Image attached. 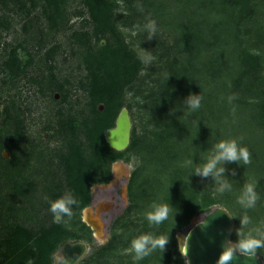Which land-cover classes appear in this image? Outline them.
I'll return each mask as SVG.
<instances>
[{
  "label": "trees",
  "instance_id": "16d2710c",
  "mask_svg": "<svg viewBox=\"0 0 264 264\" xmlns=\"http://www.w3.org/2000/svg\"><path fill=\"white\" fill-rule=\"evenodd\" d=\"M190 94L201 97L198 109L185 104ZM39 102L42 126L28 143ZM0 107V264H53L64 244H93L81 213L119 161L134 167L129 204L79 264H185L176 235L215 206L233 218L232 242L238 231L264 240V0H0ZM122 109L132 129L115 151L104 134ZM227 140L251 162L195 175ZM65 195L78 203L56 223L50 202ZM153 204L170 206L160 224L147 220ZM145 234L169 240L135 260L131 242ZM257 256L264 262V248Z\"/></svg>",
  "mask_w": 264,
  "mask_h": 264
},
{
  "label": "water",
  "instance_id": "95a60500",
  "mask_svg": "<svg viewBox=\"0 0 264 264\" xmlns=\"http://www.w3.org/2000/svg\"><path fill=\"white\" fill-rule=\"evenodd\" d=\"M104 42L101 45L104 46ZM103 108L100 107V110ZM132 124L127 109L119 113L115 126L104 134L108 146L115 151L125 150L130 141ZM111 180L107 184H99L91 187V195L95 190H109L116 188L123 179L126 181L121 187L120 198L125 205H128L127 184L130 178L128 165L122 161L116 162L111 168ZM112 204L98 203L90 204L81 213L82 221L93 232L94 239L106 244L109 234L106 233V224L102 215L106 213ZM56 223L60 220L55 218ZM234 229V221L230 213L221 206H215L212 211L203 217L193 218L188 230L176 235L178 249L189 264H217L218 256L223 250L226 242L231 241ZM232 242V241H231ZM234 243V242H233ZM87 246L83 242L66 243L62 246L61 252L65 258L61 264H78L85 256ZM185 255H187L185 257ZM230 264H264L259 256L247 257L237 252Z\"/></svg>",
  "mask_w": 264,
  "mask_h": 264
},
{
  "label": "clouds",
  "instance_id": "9594fccd",
  "mask_svg": "<svg viewBox=\"0 0 264 264\" xmlns=\"http://www.w3.org/2000/svg\"><path fill=\"white\" fill-rule=\"evenodd\" d=\"M146 27L150 33H155V21H150ZM200 100L201 97L199 95L190 94L186 98L185 104L188 108L195 110L200 107ZM238 161H242L244 164H249L251 162L248 149L238 146L235 140L220 141L215 145L214 155L202 166L197 167L194 174L201 177L214 176V178H218L224 172L222 167H217L218 164ZM253 187L252 184H249L245 189L248 198V206H252L257 199ZM218 191L222 192L223 189H219ZM77 203V200L72 198L71 195H65L50 202L49 210L54 218L58 220H62L64 216L70 219L73 215L71 206ZM241 203H243V201H241ZM152 209V211L147 213V220L150 223L160 224L168 218L170 212V206L168 204H153ZM247 222V218L242 221L244 224ZM237 236L240 238L235 243L228 241L223 246V250L218 256L217 264H230L237 252L247 257H255L257 255V249L264 248V240L256 239L251 235L245 237L243 233L239 231L237 232ZM168 240V238H157L151 234L141 235L133 239L131 242V249L135 253L134 259H143L156 248L164 249ZM186 256L187 255H185V257ZM185 264H189L187 259L185 260Z\"/></svg>",
  "mask_w": 264,
  "mask_h": 264
},
{
  "label": "rangeland",
  "instance_id": "374dc122",
  "mask_svg": "<svg viewBox=\"0 0 264 264\" xmlns=\"http://www.w3.org/2000/svg\"><path fill=\"white\" fill-rule=\"evenodd\" d=\"M80 17H76V18H73L72 19V22L74 25L76 26H80ZM16 33L17 35H19V31H20V25H16ZM13 34L7 36V37H4V41L6 43H10V41L12 40L13 38ZM67 56V57H66ZM68 53L64 55V57H66V59L68 58ZM59 61V67L62 69V75L60 77H64L65 74H66V65H62V57H60L58 59ZM18 89H19V92H20V95L22 97V100H24L27 96H30L28 93L29 91L27 90V88L25 87L24 88V84L21 83L19 86H18ZM14 92V91H13ZM13 92H11V95L13 94ZM55 96V99L56 100H59L60 97L58 96V94H54ZM44 104L45 102H39L37 103V105L35 106H32V113H31V116L28 118L27 120V142L29 143L30 141L32 140H35L37 138V134L39 133V129L41 128L42 124L39 122V117L40 115L43 114V111H44ZM2 107H0V111H1ZM41 120V119H40ZM42 140L44 143H46L45 145H49L50 147L53 145V141L51 139V135L49 133H45L42 135ZM4 156L6 158L9 157L8 153L7 152H4ZM128 165V169L129 171L131 172L133 170V165L132 164H127ZM126 183L125 180H121L118 184V186L114 189H111V193H113V195L115 196L116 198V204H115V207H112L111 211L109 213H106V214H103L102 215V219L104 221V223L106 224V227H105V231L107 234L110 235V226L112 224V222L119 216H121L124 212V210L127 208L128 205H125L123 203V201L121 200L120 198V192H121V187L122 185H124ZM101 196H103V193H100L98 192L97 190L94 191V193L92 194V201L91 203L94 204V202L96 200H99L101 198ZM191 223V222H190ZM190 225V224H189ZM189 225L185 228V230L183 232H181V234L185 233L187 230H188V227ZM94 239V238H93ZM110 239V236L108 238V240ZM85 243V242H83ZM86 246H87V251H86V254L84 257H86L87 255L91 254L95 249H97L98 247L104 245L103 242L101 241H98L96 239H94V242L93 244H87L85 243ZM60 251V250H59ZM59 251L57 253H59ZM56 253V254H57ZM55 254V255H56ZM83 257V258H84ZM82 258V259H83ZM81 259V260H82ZM80 260V261H81ZM80 263V262H79ZM78 263V264H79Z\"/></svg>",
  "mask_w": 264,
  "mask_h": 264
},
{
  "label": "flooded vegetation",
  "instance_id": "af4514ba",
  "mask_svg": "<svg viewBox=\"0 0 264 264\" xmlns=\"http://www.w3.org/2000/svg\"><path fill=\"white\" fill-rule=\"evenodd\" d=\"M111 189H114V188H111ZM111 189H109V190L97 189L98 192L103 193V196H101V198L99 200H96L94 202V205L98 204V203H104V204L110 203V204H112V207H115L116 198L113 195V193H111L112 192ZM111 208L106 213H109L112 210ZM106 213H104V214H106ZM63 261H65V258L61 252V249H60L59 253H57L54 257V263L53 264H61Z\"/></svg>",
  "mask_w": 264,
  "mask_h": 264
}]
</instances>
